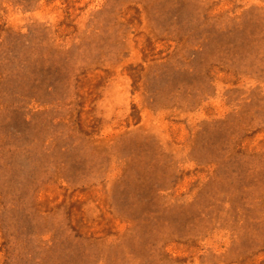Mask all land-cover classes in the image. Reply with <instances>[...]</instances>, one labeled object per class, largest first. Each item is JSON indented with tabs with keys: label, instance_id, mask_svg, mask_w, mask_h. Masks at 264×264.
Wrapping results in <instances>:
<instances>
[{
	"label": "rangeland",
	"instance_id": "1",
	"mask_svg": "<svg viewBox=\"0 0 264 264\" xmlns=\"http://www.w3.org/2000/svg\"><path fill=\"white\" fill-rule=\"evenodd\" d=\"M0 264H264V0H0Z\"/></svg>",
	"mask_w": 264,
	"mask_h": 264
}]
</instances>
